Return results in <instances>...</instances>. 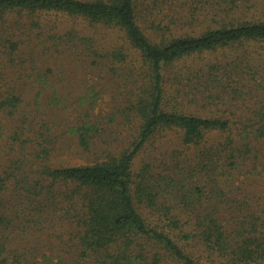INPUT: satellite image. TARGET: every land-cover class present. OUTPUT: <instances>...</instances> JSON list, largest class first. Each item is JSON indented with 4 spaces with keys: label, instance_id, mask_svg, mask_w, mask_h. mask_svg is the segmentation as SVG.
I'll list each match as a JSON object with an SVG mask.
<instances>
[{
    "label": "trees",
    "instance_id": "1",
    "mask_svg": "<svg viewBox=\"0 0 264 264\" xmlns=\"http://www.w3.org/2000/svg\"><path fill=\"white\" fill-rule=\"evenodd\" d=\"M149 3L0 0V145L17 152L6 167L0 152V264H264V0L166 19L140 8ZM25 53L107 78L110 104L95 110L92 84L41 90L32 105L59 122L36 130L20 111L25 93L6 80L22 75L13 68ZM41 68L49 86L52 69ZM42 129L85 162L51 161L60 147ZM162 132L177 136L165 156Z\"/></svg>",
    "mask_w": 264,
    "mask_h": 264
},
{
    "label": "rangeland",
    "instance_id": "2",
    "mask_svg": "<svg viewBox=\"0 0 264 264\" xmlns=\"http://www.w3.org/2000/svg\"><path fill=\"white\" fill-rule=\"evenodd\" d=\"M221 0H154V2H156V4H143L140 6L141 9H143L144 7H147V9L155 14V15H159L162 16L164 19L167 18V13H170L171 11L174 12H187V13H200V12H205V11H213V9L217 6L218 2H220ZM44 18H47L49 20V22L53 21V20H59V18L55 19V16L51 13H47L43 15ZM63 19L64 21H67L66 18H60ZM64 24H66V22H63ZM67 25V24H66ZM4 27H7L6 25ZM2 30H0L1 33ZM145 31V30H144ZM147 34H149V31H145ZM25 33V32H24ZM22 33V34H24ZM34 34V33H33ZM30 33L29 34H24V37H30L32 38V35ZM29 35V36H28ZM114 37V35H113ZM27 49H29L30 51L33 52V54H35L36 49L34 47L33 43H26L25 46ZM232 50H225V51H219V52H215V53H207L204 55H199V56H192L190 58H186L184 59L182 62H180L178 65L179 68L181 67H194V66H198V65H202L205 62H209L210 61H216V60H220L223 58V56H225L224 54H228L229 52H231ZM237 52H239V49L236 50ZM32 54V53H31ZM23 59L22 61H16V64L19 68H13V69H21L23 71L22 75L17 73V72H11L10 76L6 77V80L8 82V87H13L12 81L16 83L18 89L22 90L25 93V98H24V103L21 104V112L27 117V122L32 120L33 125L35 126V129L38 130L39 126L37 123H41L43 125L47 124V126L49 127L50 124H52L51 120L56 121L57 123L59 122V120L57 118H55L54 116L50 115V114H46L44 112V110L38 109L36 107H34L32 105L33 103V99H34V95L37 92H40L41 90L44 89H48V90H55L57 91L60 95H68V94H80L81 92L84 91V89L86 87H88L89 85H95V87L100 88L101 92H100V97H98V101H96L95 104V110H105L106 106L110 104V93H113L112 90V85L110 84V80H106L104 81L103 84L100 83V80H95L89 73L86 74H82L80 72H78L79 68L76 63H74L73 65H68V66H64V67H60L59 64H54L50 61L47 62V60L42 63V59H40L39 57H34V64L32 62H30L27 58H29V54L25 53L22 55ZM36 56V55H34ZM39 59L41 61H39ZM49 67L52 69L51 74L48 75V80L50 85L49 86H43L40 85V83L38 82V74H42L43 70L41 67ZM34 67H39V69L35 70L33 69ZM74 67V68H73ZM178 68H172L171 70H176ZM167 74V73H166ZM38 80V81H37ZM44 84V83H42ZM111 86H110V85ZM3 87V89H8ZM2 91V90H0ZM41 101V100H40ZM235 103H239V100L235 101ZM73 108H75V105H71ZM109 107V106H108ZM193 110H197L199 114L202 115H206L207 111L206 109H203L201 107H197L194 108L193 106H190L189 109L186 108V111H193ZM19 117V116H18ZM15 122L16 120L14 119H10L8 124L10 125H14L11 122ZM35 121V122H34ZM117 121V119H116ZM121 127L118 124L112 125L111 129H117ZM55 132V129L53 132L50 131H46L45 129H42V133H45L44 137L46 139V143L48 142L50 146H59L60 147V154H59V150L55 151V155L53 156V158L49 157L50 159H52L51 161L53 162H62V163H67L70 165L73 164H79V163H83L85 162L84 160L80 159L79 157H77L75 154H71L70 152L73 151V149L71 150H67L66 148V142L64 140V137H62L61 135H55L53 134ZM9 134H11L9 132ZM59 137L60 140H63L62 143L59 142H55L56 139ZM167 138L169 142H174L177 139V136L175 134H171L169 133L167 135V132H162L161 136H160V143H163L162 145V156H165V152L167 153ZM9 140H6L3 138L2 140V144L0 145V152H1V156L3 157V164L4 167H6L7 165L11 164L10 160L13 158L15 159L17 156V152L15 153L14 151H12L10 149V142H8ZM41 140L39 138L33 139L30 137V144L32 146V150H37L40 151L41 147L39 146V142ZM44 150H48L47 147L44 148L43 150H41L40 152L43 154ZM32 153V152H31ZM151 153H153L151 150L146 151V153H144V155L142 154L143 157H150L153 156L151 155ZM159 155V153H158ZM160 160L161 157H158ZM153 159V158H152ZM44 160V159H41ZM142 160L139 159L136 160L137 164H140V161ZM166 160V159H164ZM40 161V160H39ZM167 161V160H166ZM157 163V162H156Z\"/></svg>",
    "mask_w": 264,
    "mask_h": 264
}]
</instances>
